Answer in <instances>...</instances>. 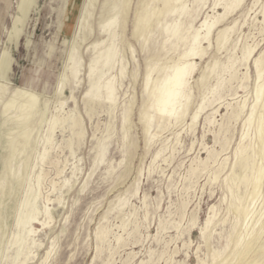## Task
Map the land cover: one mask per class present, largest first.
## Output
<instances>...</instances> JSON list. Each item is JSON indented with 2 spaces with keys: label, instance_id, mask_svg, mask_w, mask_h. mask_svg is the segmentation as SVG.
<instances>
[{
  "label": "rangeland",
  "instance_id": "rangeland-1",
  "mask_svg": "<svg viewBox=\"0 0 264 264\" xmlns=\"http://www.w3.org/2000/svg\"><path fill=\"white\" fill-rule=\"evenodd\" d=\"M182 2L189 12L168 22L159 19L144 50L132 35V16L122 22L123 34L117 28L113 102L87 95L93 44L111 41L101 31L110 0H0V264H212L215 253H227L236 216L230 203L244 195L246 179L226 178L234 169L251 173L246 156H253L249 144L255 133L254 121L244 127L255 103V71L252 60L247 77L243 49L258 45L256 52L264 51V0H245L225 16L220 28L235 27L222 49L215 42L217 31L211 44L202 38L205 55L195 59L187 115L176 124L165 122L159 131V116L150 109L146 117L154 120L146 140L139 109L147 63L159 64L153 86L172 59L190 48L201 22L224 12L222 5L214 8L215 0ZM173 20L188 28L174 49L175 39L165 43L159 34L162 26L174 27ZM72 56L79 59L74 79ZM213 61L216 66L202 83L200 76ZM122 63L125 75H120ZM205 94L206 106L194 122ZM244 129L248 135L241 142ZM240 146L247 152L242 159L236 157ZM262 202L259 198L255 208ZM29 206L37 220L18 225ZM212 206L215 223L206 229Z\"/></svg>",
  "mask_w": 264,
  "mask_h": 264
},
{
  "label": "bare ground",
  "instance_id": "bare-ground-1",
  "mask_svg": "<svg viewBox=\"0 0 264 264\" xmlns=\"http://www.w3.org/2000/svg\"><path fill=\"white\" fill-rule=\"evenodd\" d=\"M182 1L183 0H178V1L177 0H137V2H136V0H110V6L108 8V12L101 22V31L104 33H108L109 39L111 41L109 43H106V39L101 38L100 40L96 41L93 44L94 54L92 56V60H91L90 67H89L90 68V78L92 81H91L90 89L87 92V95L88 96H95V97H99V98H101L103 96L104 98L107 99V101H113L114 102L116 100V85L114 83V79L116 78V75H112L111 70H113L115 68L116 63L118 62V59H119L118 58L119 52H118L117 45L115 43V38L118 35L117 28L121 29L120 33L124 32V30H125V26L122 24L123 21L128 20L130 18V16L133 17V19H132V22H133L132 23L133 24L132 25V35L137 37L138 40H140L141 45H142V50H144L145 47L148 45L149 40L151 39L153 29L155 28L156 22L159 19L165 20L166 22H168L170 18L175 20L174 17H176L175 16L176 14H178L177 15L178 17H181L182 15L189 12L190 9L187 8L188 3H186V0H184L186 4H184V2H182ZM199 1H201V0H191L193 5L197 4ZM253 1H255V3H256L259 0H253ZM189 2H190V0H189ZM244 2H245V0H215L214 8L222 5L224 8V12L218 14L217 16H213L212 18L206 17L201 22L200 26L196 30V33H194L192 36L190 48L188 50L182 52L183 54L179 60L177 59L173 63L172 61L174 59H172L171 65H169V67L166 66L167 69L164 66L165 64L164 65L162 64L166 70L164 69V67H163V70H165V71L160 70L163 73L159 72L162 74L161 75L158 74L159 75L158 79L156 80V82L154 83L153 86L150 84L157 78V76H156L154 78V80H152L153 76H154V72L156 71V69H159L158 68L159 64L157 63L158 65L156 67V63H152L151 61L147 63V71H146L145 78H144V90H143V94H145V99L143 101L141 108L139 109V118L143 122V125H144L145 139L146 140H148V137L150 136L149 131L151 130V124L153 123L152 121L154 120L153 116L151 114L149 117L148 116L146 117V113H149L150 109L153 108L154 111L159 116L158 117L159 126H160L159 131H160V128L162 129L165 126V124H166L165 122H168V123L174 122L176 124L179 121H181V119L187 115V113L190 109V106H191V102H192L191 101L192 100L191 80L193 79L194 73L197 70V63H196L195 59H198V58L202 59L205 55L204 49L201 46L202 38L207 39L209 41V43L211 44L212 43V37H211L212 33L214 31H217L216 38H215L217 48H218V50H220L223 47H225L230 36H231V31L234 30L235 25L234 26L233 25L232 26H224V27L220 28L222 25H219V24L225 19V16L236 11L238 8H240L244 4ZM135 3H137V6L134 8ZM170 3L172 5L170 6V8H168L169 7L168 5ZM253 6L256 7L257 5H253ZM133 8H134V10H133ZM250 9H251V6H250ZM130 10H131V12H130ZM261 11L264 12V3L262 5ZM256 13H258V12H256ZM256 13H254V16ZM261 13H260V15H261ZM248 19H249V17H248ZM263 19H264V17H263ZM174 20H173V23L171 22L172 24H174V22H175ZM177 20H179V19H177ZM182 24H183V22L182 23L181 22H175V25L172 28H168L167 26L166 27L162 26L159 29V34L163 35L166 38L165 43L167 41H170L171 39H175V42H173L171 45L173 49L177 47L178 43H176V42H177V38H179L178 35L181 32L184 33V35H185V31H188L187 27H185L182 30V27L184 26V25L182 26ZM170 25L171 24H169V27H170ZM246 25H247V23H246ZM250 28H252V27H250ZM253 30H255V28ZM203 31H204V35L202 36ZM179 36H181V35H179ZM182 38H185V37H182ZM179 40H178V42H179ZM246 44H245V46H246ZM163 46H164V48L166 47L165 45H163ZM239 46H238V48H239ZM257 46L258 45H255L254 47H251V48H249V46L248 47L242 46V47H244V49H243L244 58L243 59H245L247 62V71H246L247 77H249L248 76L249 75V69L251 67L252 60L254 63V71H255V87H254V97H255L254 102L255 103L252 107L251 113L249 114V116L247 117V119L244 122V127L250 126L253 121L255 124L254 137L251 138V142L249 144L250 148L253 150V156H250V155L246 156L247 155L246 150L241 148L243 143H241V146L236 150V157L237 158L242 159L245 156L248 157L249 165L246 166V169L250 168L251 173H249L248 171L244 172V174L236 173V171L234 169L231 172V174L227 175V178H226L227 181H229V180L235 181L237 179L240 181L241 178H245L246 179V188H245V193L243 196L237 195L236 196L237 199L232 200L230 203V209L233 210V212L236 214V216H235V220L233 221V232L230 235V239H229L230 244L228 245V251H227V253L223 254L222 256L219 253H215L213 256L212 264H264V51L258 54L259 50L256 52ZM242 47H241V49H242ZM236 56H238V55H236ZM151 58H149V59H151ZM154 58L156 59V57H154ZM213 62L214 63L212 65L206 66V69L203 71L202 75L200 76V81L202 83H204L210 77L211 72L214 70V68L216 66V61H213ZM69 63H70V65H72V67H71V77L72 78L71 79H74L79 73V59L76 56H72L70 58ZM230 65L233 66L234 63L230 64ZM160 67H161V65H160ZM158 71L159 70H157V72ZM234 71H237V69L233 70L232 72H234ZM125 74H126L125 66L122 63L121 68H120V75H125ZM228 75H229V73H228ZM231 75H233V74H231ZM104 77L106 78V80L102 81V79ZM230 78H231V76H230ZM239 78L240 77H238V79ZM245 80H247V79H245ZM238 81H240V80H238ZM63 82H65V81H63ZM229 85H232V83ZM226 87H224V89ZM206 99H207V94L204 95L203 101L201 102L200 107L198 108V110L196 111V113L193 116L194 122L198 118L200 112L205 108ZM219 102H222V101H219ZM237 105H238V103H237ZM245 105H246V102L244 104H242V106H243L242 109L246 108ZM113 106H116V105H113ZM233 110H234V108H233ZM235 110H237V109H235ZM110 111H111V109H110ZM130 113H131V107L129 108V111L127 112V115L125 118V123H124L125 126H126V123L128 122V120L130 118ZM231 114H233V113H231ZM10 119H11V117L8 116L7 121H9ZM230 119L228 122H230ZM237 119H239V118L237 117ZM65 121L66 120H64V122ZM212 123H213V121H212ZM166 125L168 126V124H166ZM26 126L27 125H24V127H26ZM192 126H194V123ZM222 126H224V125H222ZM51 128L54 129V125H52ZM221 129H222V127H221ZM226 130H227V128H226ZM230 130H231V128H230ZM218 131H219V129H218ZM220 133H221V130H220ZM234 133H235V131H234ZM247 135H248V130L246 131L244 129V131L242 133V137H241V142L247 137ZM224 137H225V135H224ZM218 138H219V136H218ZM230 144H231V142H230ZM70 146H71V144H70ZM228 147H229V145H228ZM158 152H160V151H158ZM207 153H209V151ZM157 154H159V153H157ZM43 155H45V154H41V156H43ZM250 159L252 160V162H250ZM206 160H207V158H206ZM227 160H228V156H227ZM43 162H44V160H43ZM203 162H200V163L204 164ZM224 162H222V163H224ZM205 164H206V162H205ZM228 165H229V162H228ZM198 166L201 167V165H198ZM202 168H200V169H202ZM195 169H196V167H195ZM200 169H199V171H200ZM199 171H197V172H199ZM220 174H222V173H220ZM214 175H215L214 176L215 179H219L218 178L219 174L216 173ZM39 178H41V176ZM21 180H22V178H21ZM40 180H39V182H40ZM19 182H21V181H19ZM84 186H85V184H84ZM36 189H38V188H36ZM229 189L231 191L232 197H234L235 191L232 188V185H229ZM36 194H33L34 195L33 198L38 197ZM40 196H41V194H40ZM259 198H261L263 202H262L260 208L257 209V208H255V204ZM27 204L28 203L25 202L24 207L27 208L28 207ZM124 208H125V206H124ZM210 209H211L210 214L208 215L206 222H205V228L206 229H208L210 226H212L215 223V218L217 215L214 206H212V208H210ZM21 210H22V208H21ZM29 210L30 211L27 210L29 212V214L26 215L27 216L26 218L22 217V215L20 214L21 217L18 221V225L26 224V223L30 222L32 219L37 220L36 219L37 218V212H36L35 207H30ZM122 210H121V213H123ZM43 213H45V212H43ZM46 214L50 215L49 211H47ZM41 215H42V213H41ZM46 217H48V216H46ZM38 222H39V220H38ZM127 224H128V222H127ZM163 225L164 224H162V226ZM24 228L25 227H23V230H24ZM25 230H26V228H25ZM134 232H136V231H134ZM96 234H97V232H96ZM99 235H101V234H99ZM17 236H18V234H17ZM99 237H101V236H99ZM21 242L23 243V241H21ZM121 243L122 242L120 241V244ZM50 252H48V255H46L47 259L50 256ZM176 252L177 251H175V253ZM21 253L22 252H20V254ZM23 254H25V252ZM16 261L13 260V262H16Z\"/></svg>",
  "mask_w": 264,
  "mask_h": 264
},
{
  "label": "snow or ice",
  "instance_id": "snow-or-ice-1",
  "mask_svg": "<svg viewBox=\"0 0 264 264\" xmlns=\"http://www.w3.org/2000/svg\"><path fill=\"white\" fill-rule=\"evenodd\" d=\"M4 66H5V68L7 67V62L6 61H5V65Z\"/></svg>",
  "mask_w": 264,
  "mask_h": 264
}]
</instances>
